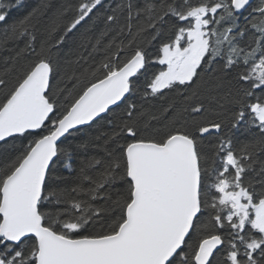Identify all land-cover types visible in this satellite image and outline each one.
I'll use <instances>...</instances> for the list:
<instances>
[{
	"label": "snow or ice",
	"instance_id": "obj_1",
	"mask_svg": "<svg viewBox=\"0 0 264 264\" xmlns=\"http://www.w3.org/2000/svg\"><path fill=\"white\" fill-rule=\"evenodd\" d=\"M102 3L0 0V264H264V0H122L64 60Z\"/></svg>",
	"mask_w": 264,
	"mask_h": 264
},
{
	"label": "trees",
	"instance_id": "obj_2",
	"mask_svg": "<svg viewBox=\"0 0 264 264\" xmlns=\"http://www.w3.org/2000/svg\"><path fill=\"white\" fill-rule=\"evenodd\" d=\"M41 0H19V4H17L16 0H4V3L11 4L12 10L9 16V22L22 18L27 15L33 8L37 7ZM78 0H51L52 9L62 7L67 5L68 3H77ZM122 0H103L102 6L98 7L92 14V18L87 21V23L83 24L79 30L74 32L65 42L63 48L61 49V56L64 60H70L73 58V54L77 51L76 45L80 43L81 35L86 34L88 36H95L98 31H100L104 27V17L108 14H111V9L115 8L118 4H120ZM51 15V13H49ZM41 30L43 29V23L40 25ZM24 44L22 42L16 43L10 46V51H0V67L3 66V61L6 57L14 55L15 50H19L23 48ZM157 46H154L150 49L151 56H155L157 54ZM23 63V61H22ZM63 66V65H62ZM161 66L159 65H150L146 72L139 77L137 83L142 87L145 80L151 76V74L155 71H158ZM167 97L172 98L175 96L173 92H167ZM149 104H153L158 109L163 101L156 99L148 101ZM123 107V105H121ZM114 111H119V109H114ZM102 123V122H101ZM98 125H94L93 128H96ZM238 138L242 140L244 138L243 130L238 134ZM18 143V142H17ZM8 146L0 147V163L4 162L12 153L7 150Z\"/></svg>",
	"mask_w": 264,
	"mask_h": 264
}]
</instances>
